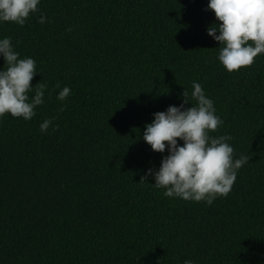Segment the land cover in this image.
I'll use <instances>...</instances> for the list:
<instances>
[{
    "label": "trees",
    "instance_id": "1",
    "mask_svg": "<svg viewBox=\"0 0 264 264\" xmlns=\"http://www.w3.org/2000/svg\"><path fill=\"white\" fill-rule=\"evenodd\" d=\"M207 4L41 0L23 26L0 24L35 59L32 85H47L31 120L0 117V264H264V54L227 72ZM193 81L224 121L209 135L249 156L212 205L145 177L168 154L143 140L145 125L184 90L191 100ZM47 118L58 128L42 134Z\"/></svg>",
    "mask_w": 264,
    "mask_h": 264
},
{
    "label": "clouds",
    "instance_id": "2",
    "mask_svg": "<svg viewBox=\"0 0 264 264\" xmlns=\"http://www.w3.org/2000/svg\"><path fill=\"white\" fill-rule=\"evenodd\" d=\"M40 3L41 0H0V24L12 22L23 26L39 11ZM207 10H213L216 17L207 34L219 42L218 60L227 72L250 67L258 54H264V0H208ZM37 22L50 21L41 15ZM0 57L4 60L0 67V117L10 114L31 120L36 116L37 107L44 103L47 89L44 83H31L39 72L36 61L31 56L21 58L11 37L0 38ZM71 94V89L64 86L57 99L65 102ZM188 95L184 90L183 103L153 113L152 121L146 123L143 140L153 151L167 150L168 154L162 158L159 169L149 168L145 177L154 176L155 183L151 184L165 189L166 197L212 205L218 197L228 196L238 170L248 163L249 156L234 157L230 135H209L224 121L216 114L214 101L202 85L192 82L191 100L196 103L185 108L191 102ZM53 119L40 123L42 134L50 127L53 131L58 128ZM184 264L195 262L188 259Z\"/></svg>",
    "mask_w": 264,
    "mask_h": 264
}]
</instances>
